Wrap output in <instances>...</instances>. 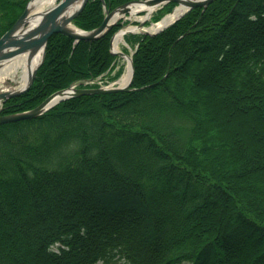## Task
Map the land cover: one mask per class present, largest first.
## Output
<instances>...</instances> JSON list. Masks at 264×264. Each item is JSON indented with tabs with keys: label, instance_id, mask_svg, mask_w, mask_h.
I'll return each instance as SVG.
<instances>
[{
	"label": "trees",
	"instance_id": "1",
	"mask_svg": "<svg viewBox=\"0 0 264 264\" xmlns=\"http://www.w3.org/2000/svg\"><path fill=\"white\" fill-rule=\"evenodd\" d=\"M29 1L0 0V37ZM104 16L90 0L74 22L91 30ZM120 26L92 41L53 34L34 83L3 113L110 74ZM126 38L137 46L127 89L0 125V264H264V0H214ZM211 71L254 119L256 135L238 132L230 148L200 114Z\"/></svg>",
	"mask_w": 264,
	"mask_h": 264
},
{
	"label": "water",
	"instance_id": "2",
	"mask_svg": "<svg viewBox=\"0 0 264 264\" xmlns=\"http://www.w3.org/2000/svg\"><path fill=\"white\" fill-rule=\"evenodd\" d=\"M34 1L35 0H30L27 3L25 10L20 15V17L16 20L12 27L0 37V68L7 61L13 59L17 55L26 52L30 49H34L40 45L44 46L43 58L35 68L29 83L24 88L16 91L0 89V125L4 123L38 117L50 108L57 105L59 102L73 96L88 95L95 93L118 92L125 90L132 84L134 77V51L129 53L123 50L119 52L114 51L113 40L115 38V35L120 31L123 32V35L137 32H142L145 34H157L195 8H202V11H204L214 0H130L113 9L108 8L106 1L102 0L105 9V17L99 26L91 30L82 29L74 24L75 18L80 14V12L84 9L86 4L90 0H55L53 4L47 6V8H45L43 11L36 13L35 15H31V4ZM169 2H173L176 4L173 10H175L176 7L180 5L186 7L183 13L172 22L168 23L167 25L163 26L162 28L156 31L151 32L148 30H143L145 22L151 17V15L149 14L148 18H146L144 21H140L137 25L133 26L132 28H121L111 38V51L116 55L128 57L132 65L131 79L127 85H117L112 87L99 88H82L78 87L76 84H73L67 88L57 90L54 93L50 94L34 108L19 112L1 114L4 110V103L8 99L22 95L23 93L28 91L29 88L32 86L36 78L37 71L45 59L48 40L53 34H63L73 38L75 41L97 40L105 36L114 26H116L120 19L127 17V14H132L131 7L133 5H140L141 8H139L137 12L140 13L145 11V15H147L148 10L150 8H155L154 10H156L163 7ZM66 10H74V13L72 15H67L66 17H62L59 15L60 13ZM33 20H36L35 32L29 34L28 36L22 37L21 30ZM70 24H73L76 29H73Z\"/></svg>",
	"mask_w": 264,
	"mask_h": 264
},
{
	"label": "bare ground",
	"instance_id": "3",
	"mask_svg": "<svg viewBox=\"0 0 264 264\" xmlns=\"http://www.w3.org/2000/svg\"><path fill=\"white\" fill-rule=\"evenodd\" d=\"M54 1L55 0H35L31 4L30 14L35 15L36 13L43 11L45 8H47V6L53 4ZM139 8H141L140 5H133L131 7L132 17H137V11L139 10ZM185 8L186 7L183 5L176 7L175 10L169 12L161 21L154 22L152 25L144 27L143 30H148L152 32L162 28L163 26L167 25L168 23L175 20L178 16H180L185 10ZM154 9L155 8H150L148 10V14L141 16L139 19L141 21H144L146 18H148L149 14L151 15L153 13ZM73 13L74 10H68V11L66 10L60 13L59 15L62 17H66L67 15H72ZM70 26L73 29H76V27L73 24H70ZM35 28H36V20H33L21 30L22 32L21 36L24 37L34 33ZM124 42L125 40L123 38V32L120 31L116 34L113 40L114 50L116 52L121 51V44ZM43 52H44V46L40 45L34 49H30L26 52H23L17 55L16 57H14L13 59L7 61L0 68V89L16 91L24 88L29 83L35 68L41 62L43 58ZM124 61L126 63V68L122 76H120L118 81L115 83V84H119L120 86L127 85L131 79V74H132V65L129 61V58L124 57ZM244 119L246 120V117Z\"/></svg>",
	"mask_w": 264,
	"mask_h": 264
},
{
	"label": "rangeland",
	"instance_id": "4",
	"mask_svg": "<svg viewBox=\"0 0 264 264\" xmlns=\"http://www.w3.org/2000/svg\"><path fill=\"white\" fill-rule=\"evenodd\" d=\"M157 11L158 10L153 11V13L151 14V17L145 22L144 24L145 27L153 24L154 21L152 20V16L156 14ZM144 12L145 11L137 13V17H132L128 15L129 16L128 18L123 19L122 25H127L129 23L132 25L137 24L139 21L130 22L131 21L130 19H133V20L139 19L141 15L144 14ZM138 34H142V32ZM127 42L129 43V46L122 43L121 50L130 52L134 49V44L130 43L128 40ZM117 61L118 62L114 70L109 75H107V79L105 78L106 79L105 82L100 83L101 85H108L110 83H113L120 76H122L126 68L124 57L118 56ZM118 71L121 74L119 76H116ZM203 78L205 82L207 83V87L202 88V90L200 91V94L202 97L200 114L211 118V121L209 124L213 127L212 129L214 131L216 130L215 127L217 126V129L219 130V133H220L219 140L221 141V143H223L224 146L230 148L231 146H233L234 144L233 138L237 136L238 132L247 137L256 135L254 124L251 123L252 120L254 119H250L248 124L245 123L246 120L244 118L245 117L247 118L249 114L242 113V112L238 113V110L236 109V107L230 104L231 99L230 97L227 98L223 95L224 94L223 88L219 85V81L216 80L217 76L215 72L211 71L208 74H206ZM212 84L214 88H213V92H210L209 87ZM255 122H257V120H255ZM228 123H231V124H228ZM248 129L250 133H247ZM213 130L212 132H214Z\"/></svg>",
	"mask_w": 264,
	"mask_h": 264
}]
</instances>
